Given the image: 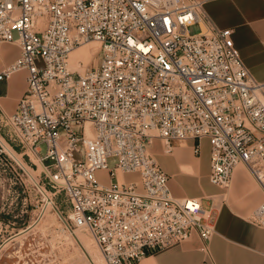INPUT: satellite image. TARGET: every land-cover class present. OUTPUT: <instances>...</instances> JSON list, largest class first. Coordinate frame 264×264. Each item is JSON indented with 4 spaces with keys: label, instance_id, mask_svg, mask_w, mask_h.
I'll return each mask as SVG.
<instances>
[{
    "label": "built area",
    "instance_id": "1",
    "mask_svg": "<svg viewBox=\"0 0 264 264\" xmlns=\"http://www.w3.org/2000/svg\"><path fill=\"white\" fill-rule=\"evenodd\" d=\"M204 2L0 0V43L19 48L0 80L27 72L3 124L39 171L35 186L64 193L70 220L106 264H134L194 236L211 254L210 211L172 194L150 148L156 137L168 151L193 140L195 154L206 139L212 184L228 186L244 164L264 191V81ZM201 18L207 28L191 32ZM90 40L99 62L80 73L70 54ZM249 218L264 228V200Z\"/></svg>",
    "mask_w": 264,
    "mask_h": 264
},
{
    "label": "crops",
    "instance_id": "2",
    "mask_svg": "<svg viewBox=\"0 0 264 264\" xmlns=\"http://www.w3.org/2000/svg\"><path fill=\"white\" fill-rule=\"evenodd\" d=\"M205 2L206 10L217 25L233 26L234 31L237 30L238 36L234 37L233 33V37L243 60L252 75L264 81V0ZM254 32L258 34L257 41L254 40ZM8 52L5 51L1 63L12 58ZM26 76L27 72L20 70L8 79L0 80L2 117L15 111L27 88ZM160 144L159 141L153 142L150 148L169 177L172 194L176 197H199L203 208L210 211L216 233L212 238L210 255L201 250V239L194 236L149 254L134 264H203L205 261L208 264H264V228L245 218L264 200V191L257 186L249 171L238 165L228 191L222 193L209 181L210 145L206 139L201 142V150H208L206 160L200 153L194 155L193 140L172 141L170 151ZM104 174V171L99 172V175ZM204 199L210 201L208 205H204ZM223 200L229 205H222Z\"/></svg>",
    "mask_w": 264,
    "mask_h": 264
},
{
    "label": "rangeland",
    "instance_id": "3",
    "mask_svg": "<svg viewBox=\"0 0 264 264\" xmlns=\"http://www.w3.org/2000/svg\"><path fill=\"white\" fill-rule=\"evenodd\" d=\"M203 10L215 23L206 10V2ZM232 28L234 30L233 26ZM190 31L198 32L199 26L190 27ZM236 31L234 37L238 36ZM253 35L254 40H259L257 33L254 32ZM99 48L100 43L96 40L81 44L72 54L71 66L80 73L95 66L99 62ZM5 49L9 50L8 54L12 58L1 63ZM18 54L17 45L0 43V69L13 61ZM78 59L81 61L76 63ZM3 118L0 115V138L3 139H0V264H106L99 246L89 231L76 227L70 220L69 203L64 193L53 194L49 186L44 185L42 181L41 188L35 186L33 176L38 178L39 171H36L35 165L31 166L26 154L22 156L23 149L10 138L9 128L4 126ZM156 141L165 147L163 139L156 137L154 143ZM11 151L18 158L14 157ZM151 151L156 157L154 151ZM199 155L206 160L209 155L207 148H203ZM112 162L111 159L110 163ZM23 165L27 168H24L25 171L22 169ZM240 165L251 174L246 165ZM251 176L253 177L252 174ZM253 179L261 188L256 179L254 177ZM230 184L217 188L226 193ZM208 202H210L208 199H204V205H208ZM223 202L222 205H229L226 200ZM253 211L245 217L248 222ZM215 233L216 229L213 236Z\"/></svg>",
    "mask_w": 264,
    "mask_h": 264
},
{
    "label": "bare ground",
    "instance_id": "4",
    "mask_svg": "<svg viewBox=\"0 0 264 264\" xmlns=\"http://www.w3.org/2000/svg\"><path fill=\"white\" fill-rule=\"evenodd\" d=\"M198 26H199V28L201 29V30H205L206 28H207V25H206V23H205V21L201 18L200 19V21L198 22ZM92 42V41H91ZM73 53H75L74 51L70 54V64L72 63V61H71V57H72V54ZM95 54V53H94ZM88 55H90V54H88ZM96 55H97V53H96ZM81 61V59H78L77 61H76V63L78 62H80ZM0 139H2V138H0ZM3 140V139H2ZM5 144H6V146L7 147H9L8 146V144L5 142ZM10 148V147H9ZM11 150V149H10ZM12 152V151H11ZM13 154H14V152H12ZM11 153V154H12ZM15 155V154H14ZM13 155V156H14ZM14 157H17L16 155L14 156ZM18 158V157H17ZM28 171V170H27ZM48 195V194H47Z\"/></svg>",
    "mask_w": 264,
    "mask_h": 264
}]
</instances>
